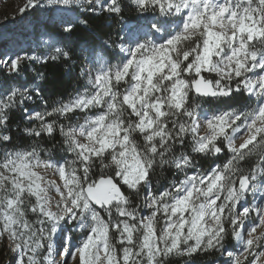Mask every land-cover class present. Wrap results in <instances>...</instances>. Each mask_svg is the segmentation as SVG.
I'll return each instance as SVG.
<instances>
[{
  "label": "snow or ice",
  "instance_id": "snow-or-ice-1",
  "mask_svg": "<svg viewBox=\"0 0 264 264\" xmlns=\"http://www.w3.org/2000/svg\"><path fill=\"white\" fill-rule=\"evenodd\" d=\"M102 20L114 34L83 36ZM13 22L11 264H264V0H26Z\"/></svg>",
  "mask_w": 264,
  "mask_h": 264
},
{
  "label": "rangeland",
  "instance_id": "rangeland-1",
  "mask_svg": "<svg viewBox=\"0 0 264 264\" xmlns=\"http://www.w3.org/2000/svg\"><path fill=\"white\" fill-rule=\"evenodd\" d=\"M125 2L127 3L128 0ZM25 3L26 0H0V47L13 37L18 36L20 29L13 21L14 19L18 21L20 8ZM5 243L0 241V264H11L12 253L5 247ZM202 264H207V262Z\"/></svg>",
  "mask_w": 264,
  "mask_h": 264
},
{
  "label": "trees",
  "instance_id": "trees-1",
  "mask_svg": "<svg viewBox=\"0 0 264 264\" xmlns=\"http://www.w3.org/2000/svg\"><path fill=\"white\" fill-rule=\"evenodd\" d=\"M109 24L110 21L107 20L98 21L96 24L93 25L95 31L85 32L83 33V36L85 37L104 36V33L108 31H112L114 34V26L113 28H109ZM47 73L53 87L57 90V95L62 96L65 99L67 98L68 95H71L73 91L79 86L77 80L74 78H69L66 74V69L58 65L49 68L47 70ZM207 260L208 257H201L199 263L201 264L206 263Z\"/></svg>",
  "mask_w": 264,
  "mask_h": 264
}]
</instances>
